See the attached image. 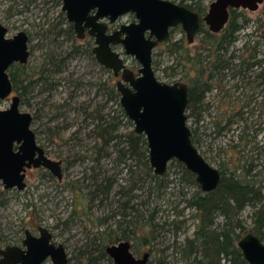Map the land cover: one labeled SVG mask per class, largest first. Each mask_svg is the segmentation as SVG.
Listing matches in <instances>:
<instances>
[{
    "label": "trees",
    "instance_id": "trees-1",
    "mask_svg": "<svg viewBox=\"0 0 264 264\" xmlns=\"http://www.w3.org/2000/svg\"><path fill=\"white\" fill-rule=\"evenodd\" d=\"M59 1V0H58ZM34 0L25 2L19 1L11 5V9L15 14H26L30 11V6ZM181 4L198 11L205 13L206 8L199 0H180ZM22 6V7H20ZM230 21L219 34H212L202 24L200 32L205 33V42L208 44H216L219 47L216 51L217 67L234 68L237 72L248 68H260L256 74H252V82L263 79V97H264V57L263 50L259 46L264 42V22L259 26L261 30L260 39L256 40V44L250 47V42L254 40V32L249 33L250 39L246 42V49L234 50L231 56L226 57L225 52L231 50L230 48L238 39V33L243 28L244 24L249 21L243 10L231 9ZM63 14V13H62ZM60 23L55 24L53 29L56 31L58 37L62 32L74 34L73 25L70 24L67 29L59 28ZM53 30L47 29V33H52ZM56 37V38H57ZM172 40V39H171ZM167 43V48L173 53L181 51V55L177 56V61L169 65L167 71L168 77H175L181 75L180 66L188 67L186 75L182 79L190 86L189 97L190 102L188 106V116L195 117L196 127L192 130L193 142L198 147L199 145V78H198V47L194 55L191 49L187 47L185 38L171 41ZM237 51H243L245 54L250 51L248 58L245 55L238 54ZM76 53H88L95 57L88 46H73L69 52H57L55 50L47 53L38 73H29L26 71L27 66L21 64H14L10 68V77L13 82L14 90L21 96V105H30L28 96L37 88L42 89V94L50 92L57 87L61 79L56 76L62 73L68 64L70 57ZM245 59L251 61L245 65ZM156 66V61L154 62ZM239 67L240 69H237ZM169 69L171 72H169ZM190 70L194 72L189 75ZM73 75V74H71ZM72 82L76 85L83 84L82 79L72 78ZM175 82L176 80H170ZM102 88L108 93V100H117L120 110L107 112L105 103L96 102L93 98L90 102L84 101L82 103L83 112L86 114V119H91L92 127L86 133L87 137H92L94 143L88 148L89 153L75 152L70 157H66V162L70 165L77 160H85L91 158L96 162L97 167H93V174L84 176L81 179L69 182L66 187L74 194V205L71 216L64 222L55 225V229H59L62 225L70 227L74 219L77 220L80 214L86 218L93 225L90 232V238L79 248V258L87 260L88 264H113L112 259L106 252L107 246L111 243H117L122 240L133 241L134 250L136 251V241H139L141 235H151L156 238L167 226L175 225L176 230L181 229L183 219H177L175 216L170 223L168 221L160 223L156 221V214L160 211L159 205L155 204L156 199L165 193V189L172 181L167 180L164 176H156L149 161V147L144 134H138L134 130V123L124 112L120 103V93L115 85H111L110 81L102 83ZM74 96L69 97L63 104L58 107L66 106L67 109L72 108V101ZM264 108V101H263ZM264 110V109H263ZM88 123V127L89 128ZM124 125L130 128L124 130ZM264 131V126H263ZM83 132V128H78L74 131L73 137L80 139L79 135ZM255 132V131H254ZM254 138V136H252ZM115 154L116 160L119 164H124L126 172L129 174V181L126 184L120 185L114 193V200L112 202L111 195L117 177L110 175L107 168L102 164V158L112 156ZM263 156H264V140H263ZM254 156L241 155L238 160V166L234 170H230L227 164L221 166L222 179L219 187L212 192L202 191L200 185L196 181V175L190 172L183 163L178 160H173V164L181 167L182 179L189 184H194L199 189L185 198L187 207L193 208L197 211L199 216V223L194 231L192 238H187L184 243L179 245L181 253L184 255L186 264H222L223 260L228 261L229 264H249L242 256L241 250L238 247V239L241 234L246 231H253L260 235L264 240V170H259L260 164L255 162ZM132 160L133 163H128ZM53 177L52 173H49ZM149 179L148 190L144 199L139 200L143 193L136 192L142 190V183L145 179ZM145 183V182H144ZM181 193L186 196L187 191L181 190ZM119 196V197H117ZM137 200V201H136ZM116 204V206H115ZM96 205H106L108 213L96 215L94 208ZM248 206L253 208L254 226L248 229L243 219L241 212ZM181 216L182 211L178 212ZM222 216V223L216 225L217 217ZM114 220L113 223L109 221ZM104 224H108L104 227ZM95 228V229H94ZM23 227H20L15 235L20 234ZM10 238V237H9ZM150 236L146 237L145 242L149 244ZM141 243V242H140ZM142 244V243H141ZM151 256V255H150ZM149 263V262H148Z\"/></svg>",
    "mask_w": 264,
    "mask_h": 264
},
{
    "label": "water",
    "instance_id": "water-1",
    "mask_svg": "<svg viewBox=\"0 0 264 264\" xmlns=\"http://www.w3.org/2000/svg\"><path fill=\"white\" fill-rule=\"evenodd\" d=\"M63 11L79 38L86 30L95 38L92 49L97 61L116 77L117 90L124 112L134 123V130L144 134L149 147V161L156 176H164L169 164L178 160L196 175L202 191H215L221 172L201 154L193 142L188 124L190 86L185 81L168 83L160 80L154 68V51L166 44L171 30L182 28L193 43L203 21L214 33L228 24L231 9L257 11L264 0H213L207 13L200 14L171 0H62ZM133 13L136 21L123 23L117 31L108 32L109 23ZM30 37L24 30L9 36L8 27L0 20V103L11 99L8 108H0V181L5 189L24 190L28 168H45L59 180L63 179V161L51 158L39 144L33 129L31 112L21 109V96L14 93L10 67L26 64L31 56ZM123 47L124 54L118 51ZM125 56L140 64L137 72L127 65ZM24 245L0 248V264H68L63 243L52 242V233L41 227L40 236L27 232ZM243 259L249 264H264V240L253 231L238 239ZM114 264H148L150 252L138 258L131 243L122 240L106 248Z\"/></svg>",
    "mask_w": 264,
    "mask_h": 264
},
{
    "label": "rangeland",
    "instance_id": "rangeland-1",
    "mask_svg": "<svg viewBox=\"0 0 264 264\" xmlns=\"http://www.w3.org/2000/svg\"><path fill=\"white\" fill-rule=\"evenodd\" d=\"M25 2L28 0H0V20L9 28V36L16 34L19 31H26L30 36V50L31 56L26 64L29 73H38L45 56L50 51L69 52L73 46H84L86 48V40L79 38L74 32L73 35L67 32H62L58 37L56 31L53 29L55 24L60 23L59 28L67 29L71 24L63 11L62 0H34L30 6V11L26 14H15L11 9L14 3ZM179 2L180 0H175ZM203 6L209 7L213 0H199ZM22 7V6H20ZM243 10L249 21L244 24L243 28L238 33V39L230 48L232 51L237 49H246V42L251 38L249 33L254 32L264 22V3L260 5L257 11ZM63 13V14H62ZM132 16H124L123 23H128ZM47 29L53 30L48 34ZM261 30L255 31L254 40L249 44L250 47L256 44V40L260 39ZM57 37V38H56ZM185 38L187 47L191 49L192 55L197 51V46L201 42V36L197 35L193 43H189L186 38V33L182 28H176L172 34V40H179ZM263 50L264 57V42L260 44ZM123 55V47H117ZM238 54L246 55L243 51H237ZM181 51L173 53L167 48V44L161 45L154 51V68L157 77L165 82L173 83L170 80L185 81L182 76L186 75L187 68L184 65L180 66L181 75H176L171 78L168 77L166 68L177 61V56L181 55ZM127 65L137 72L140 67L139 62L132 56H125ZM169 72L170 69H169ZM73 74V75H71ZM194 72L190 70L189 75ZM61 79L55 89L50 92L42 94V89H35L29 96L30 105L22 104L21 109L33 114V129L37 133L38 142L45 148L46 153L53 159L63 161L64 176L59 180L53 175H49V171L45 168H33L27 173V186L24 190L17 188L5 189L3 183L0 181V246L5 245L9 237L14 236L20 227L35 226L36 224H43L50 228L54 233V238L57 242H62L66 245L70 256L69 264H88L86 259L79 258V248L88 241L93 225L86 218L85 215L80 214L70 227L64 228L62 225L59 229H55V225L66 221L73 211L74 194L66 187V184L84 176L93 174V167H97L96 162L91 158L85 160H77L72 164L66 162V157H70L75 152L89 153L88 148L94 143L92 137H87L86 133L92 127V120L86 119V114L81 110L84 101L90 102L93 98L96 102L105 103L108 100V93L105 88H102V83L110 81L111 85L117 87L118 77L114 73L101 65L95 57L88 53H76L69 58L67 68L56 76ZM72 78L82 79L83 84L76 85ZM186 82V81H185ZM74 96L72 101V108L67 109L66 106L58 107L69 101L68 98ZM264 101V97H263ZM11 104V99H6L0 103V108H8ZM122 106V105H121ZM123 108V107H122ZM264 109V108H263ZM120 110L117 100L107 101L105 111L115 112ZM188 114V113H187ZM89 124V128H87ZM188 124L193 130L196 127L195 117H190ZM263 126H264V110H263ZM83 128V132L79 135L80 139L73 137L76 129ZM124 130L130 128L124 125ZM228 138V137H227ZM223 139V142L227 140ZM234 138V137H233ZM264 140V131L261 135ZM237 158V157H235ZM102 164L107 168L110 175L117 177V183L114 186L111 195L112 202L114 200V193L120 189V185L126 184L129 181V174L126 172L124 164H119L116 160L115 154L102 158ZM128 163H133L129 160ZM172 163V162H171ZM169 164L166 172V179L170 180L165 193L156 199L160 211L156 214V221L161 224L170 221L177 216V219H183L182 227L176 230L175 225L167 226L159 235L154 238L151 235H141L139 241H136V254L142 256L144 252H150L151 256L148 264H186L184 255L179 249V245L184 243L189 237L192 238L194 231L199 223V216L197 211L193 208L187 207L185 198L190 197L195 193L199 187L194 184H189L182 179L181 167L176 163ZM259 170H264V156L263 166ZM145 182V183H144ZM142 183V190H137L138 193H143L139 199H144L146 191L148 190L149 179H145ZM187 191L184 196L181 190ZM114 197V198H113ZM119 197V196H117ZM137 201V200H136ZM116 206V204H115ZM182 211L181 216L178 212ZM253 208L246 207L241 212V218L248 229L254 226L252 217ZM96 215H104L108 213L106 205H96L94 208ZM223 217L219 216L216 219V225L222 223ZM113 223L114 220L109 221ZM108 224H104L107 227ZM95 229V228H94ZM264 233V229H263ZM149 244L145 242L146 237ZM134 243L133 241H131ZM142 244H141V243ZM45 264H51V261H46ZM103 264V263H102ZM222 264H229L228 261L223 260Z\"/></svg>",
    "mask_w": 264,
    "mask_h": 264
},
{
    "label": "flooded vegetation",
    "instance_id": "flooded-vegetation-1",
    "mask_svg": "<svg viewBox=\"0 0 264 264\" xmlns=\"http://www.w3.org/2000/svg\"><path fill=\"white\" fill-rule=\"evenodd\" d=\"M171 1L181 4L180 1ZM208 9L206 8L205 13L197 12L202 18L207 13ZM129 15L132 16V19L128 23L136 21V17L133 13H128L124 16ZM124 16L120 17L115 23H109L108 20H105L108 23L109 33L117 31L120 28V26L123 24L122 19ZM202 24L205 25V27L212 34H219L225 29L224 28L219 33H214L203 21L201 22V26ZM175 29L171 30V36L169 40H171L173 31ZM197 35L201 36V42L197 46L199 55L198 78L200 93L198 108V128L200 138L197 148L205 157V159L213 166L218 168L220 172L222 169L221 166L223 164H227L231 171L234 170L235 167L238 166V160L240 159L241 155L248 156V154L251 153L254 158H256L255 162L259 163L260 167H262L263 140L261 139V135L263 134V79H260V81H254L253 83L252 79L254 77H252V74L262 71L263 68L261 66L260 68L256 69V67L259 65L253 69L246 66L241 70L239 67H237V69H240L239 72L234 70V68L224 67L220 69V66L217 67V56L219 53L216 51L219 45L208 44L205 42V33L203 32L199 31ZM82 39L86 40L85 46H90L92 50L95 46V38L88 33V30H86L85 37ZM232 53L233 51L229 50L228 52H225V55L228 57L231 56ZM249 56L250 51H248L244 57L248 58ZM244 61L246 62L245 65L251 62L248 59H245ZM13 94H17L15 90ZM252 136H254V138H252ZM225 137L228 138L225 142H223ZM31 169L33 168H28L27 173ZM41 227L46 226L43 224H36L35 226L30 225L23 227V230L20 232V234L11 236L5 245H1L0 248L6 249L8 247H19L26 249L27 247L24 245V240L26 239L27 232H31L34 236H40ZM48 229L53 236L52 242L56 244L62 243L57 242L54 238V233L52 230L50 228ZM130 243L131 250L134 255L138 258L143 257L146 252H144L141 257L138 256L134 250L133 243L131 241ZM70 260L71 259L69 256V262ZM46 261H51V264H53L50 258L46 259L42 264H45Z\"/></svg>",
    "mask_w": 264,
    "mask_h": 264
}]
</instances>
